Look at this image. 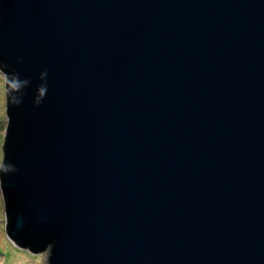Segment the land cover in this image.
<instances>
[{
    "label": "water",
    "instance_id": "1",
    "mask_svg": "<svg viewBox=\"0 0 264 264\" xmlns=\"http://www.w3.org/2000/svg\"><path fill=\"white\" fill-rule=\"evenodd\" d=\"M14 245L47 264H264V0H0Z\"/></svg>",
    "mask_w": 264,
    "mask_h": 264
},
{
    "label": "rangeland",
    "instance_id": "2",
    "mask_svg": "<svg viewBox=\"0 0 264 264\" xmlns=\"http://www.w3.org/2000/svg\"><path fill=\"white\" fill-rule=\"evenodd\" d=\"M7 125L6 91L4 76L0 73V164L3 159L4 135ZM6 217L3 192L0 187V264H47L49 250L39 253L18 247L8 238L6 231Z\"/></svg>",
    "mask_w": 264,
    "mask_h": 264
}]
</instances>
